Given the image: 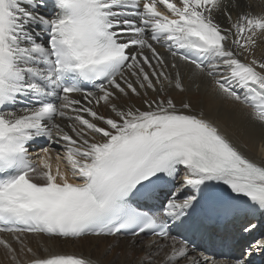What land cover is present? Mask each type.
I'll return each instance as SVG.
<instances>
[{
    "label": "snow or ice",
    "instance_id": "snow-or-ice-1",
    "mask_svg": "<svg viewBox=\"0 0 264 264\" xmlns=\"http://www.w3.org/2000/svg\"><path fill=\"white\" fill-rule=\"evenodd\" d=\"M227 8L224 0H0V233L31 253L27 264H93L40 255L25 244L28 234L167 237L168 219L184 223L206 201L264 211V161L169 94L186 91L182 61L191 79L209 78L216 96L241 105L264 140V55L255 56L264 12L233 18ZM132 96L141 106L127 103ZM39 139L63 144L64 170L58 154L53 171L48 147L33 162ZM181 168L177 191L149 204ZM182 243L169 264L187 257ZM0 245L16 252L7 239ZM256 253L264 255V239L225 264H251Z\"/></svg>",
    "mask_w": 264,
    "mask_h": 264
},
{
    "label": "bare ground",
    "instance_id": "bare-ground-1",
    "mask_svg": "<svg viewBox=\"0 0 264 264\" xmlns=\"http://www.w3.org/2000/svg\"><path fill=\"white\" fill-rule=\"evenodd\" d=\"M224 3L228 5L227 11L230 12L233 18L236 17L238 12H251L252 14H261L264 12V0H224ZM216 19L220 21L221 24L227 25V20L223 13H216ZM34 35L39 39H44V34L38 29H33ZM158 51L165 52L163 48H160L159 45H156ZM264 55V44H261L255 49V56L257 58ZM167 58L171 60V56L167 55ZM180 71L183 75V83L185 85L186 91L179 92L169 90V94L172 95L177 103L180 100L184 102L191 103L194 108L199 110H204L205 115L208 119L212 120L218 125L220 131L224 133L237 147L241 148L244 154L257 162L264 161V140L260 139V133L258 130L252 129L248 122L244 119L241 112V105L236 104L230 100H226L222 97H218L213 92V84L209 78H197L195 80L190 78L189 65H186L184 62H179ZM150 92V90H149ZM151 95V92H150ZM117 103H124L123 100L118 101ZM127 103L136 104L141 106L140 97L132 96L127 99ZM98 110L101 113L106 114V108L104 106H98ZM244 129H248L246 134H242ZM44 144L39 146H31L30 153L33 157H40L43 155L41 151L42 147H48L51 160L49 161L52 164L53 171H55L57 160L56 156L59 154L61 160L59 161V166L62 170L67 167L65 156V148L63 144H56L55 142H48L45 139H39ZM40 182V181H37ZM177 191V188L173 192H167L160 194L157 198L156 206L158 207L161 202L167 200L168 196ZM264 219V215L263 218ZM262 219L253 221L252 225L256 227L249 232H245L244 237L249 238L248 241L243 243H231L230 246L235 252L236 255H242L244 245H249L256 240L264 239V220ZM120 235L114 236H86L82 238L72 239V238H48L46 236L38 234H28L24 237V242L28 247H31L33 251H37L40 255H47L49 253H69L76 254L78 256H83L90 259L93 264H106V261L111 260L112 257L110 254H107V257H104L105 251L108 248L109 243H102L104 241H109L110 244L115 242L114 240ZM32 237V240L30 239ZM141 236L136 237H127L122 239L120 247L122 254L126 256L130 251H144L145 253L157 252L158 247L168 240V237L158 238L156 236L147 237L143 241H138ZM0 238L9 240L12 243L13 248L16 249L15 253H10L2 245H0V264H27V261L32 258L31 253L27 251L21 252L20 245L13 241V238L10 234H0ZM34 238V239H33ZM92 240L90 243L89 241ZM96 241H101L96 245ZM112 242V243H111ZM178 242V241H177ZM199 244H202L201 241ZM182 245V244H181ZM181 245L171 243L170 245L164 248L167 251V255L172 256L173 247L180 248ZM138 246V247H137ZM46 250V251H45ZM112 256L116 252V248L110 250ZM187 257L180 259L178 261L173 260L171 264H193V261H203V257H208L211 261H216L217 264H225L226 261L220 258V256L215 252H205L202 249L194 251L193 253L189 252L187 248ZM260 256V260L264 261V255L256 253ZM16 256V260L12 259V256ZM156 255V253H155ZM114 258V257H113ZM164 255L160 256L161 263L163 264ZM235 260V259H230ZM253 257L251 258V261ZM165 262V261H164ZM109 263V262H108ZM169 264L168 261L165 262ZM117 264H126L123 260H120ZM159 264V263H158ZM257 264H261L259 261Z\"/></svg>",
    "mask_w": 264,
    "mask_h": 264
},
{
    "label": "rangeland",
    "instance_id": "rangeland-1",
    "mask_svg": "<svg viewBox=\"0 0 264 264\" xmlns=\"http://www.w3.org/2000/svg\"><path fill=\"white\" fill-rule=\"evenodd\" d=\"M44 143H40L38 145H43ZM32 240V237L30 238ZM34 239V238H33ZM122 239L123 237L120 235L117 237L116 240H114L115 242H113V244H110V242L104 241L102 242L104 243H109L108 244V248L105 251L106 254H104V257H107V254H110L112 259L108 260V262L106 261V264H117L120 260H123L126 264H162L160 260V256L164 255V258H166V260H163V264H166L165 262L168 261L169 262V258L171 256L168 257L167 255V251L164 249L166 248V246L170 245L171 243H175L177 245H180L176 240L174 241L172 238H168V240H166L162 246L158 247L157 252H150V253H145L144 251L140 250V251H130L128 254L123 255L122 251L120 250V247H113V246H120V244L122 243ZM145 239L144 236H141L138 241H143ZM92 240L89 241V243ZM101 241H96V245L98 246ZM112 243V242H111ZM138 247V246H137ZM247 245H244V248H246ZM114 248H116V252H114L113 256H112V252L110 251L111 249L113 250ZM191 251V250H190ZM156 253V255H155ZM114 257V258H113ZM165 261V262H164Z\"/></svg>",
    "mask_w": 264,
    "mask_h": 264
}]
</instances>
